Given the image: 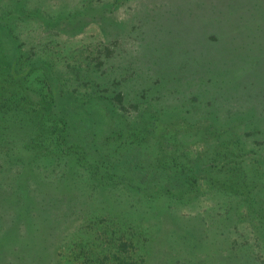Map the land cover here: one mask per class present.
I'll list each match as a JSON object with an SVG mask.
<instances>
[{
	"label": "rangeland",
	"instance_id": "374dc122",
	"mask_svg": "<svg viewBox=\"0 0 264 264\" xmlns=\"http://www.w3.org/2000/svg\"><path fill=\"white\" fill-rule=\"evenodd\" d=\"M12 1L0 0L3 12L22 1L46 14L95 12L75 33L13 26L17 37L5 46V61L15 49L27 57V70L31 59L40 58L39 68L45 70L40 76L56 77L63 94L77 97L74 105L57 104L54 110L94 113L100 108H86L81 95L92 89L105 95L106 88L118 85L127 93L118 107L120 120L136 126L153 116L166 126L159 122L160 128L144 132V153L136 147L123 157L125 172L133 173L135 161L144 160L147 168L126 180L139 185L131 187L132 195L121 189L124 183L103 191L82 170L67 177L68 185L60 171L51 177L36 170L38 185L28 182L42 201L33 204L36 226L26 219L33 226L29 232L17 219L22 209L12 204L21 190L18 167L6 171L0 166V264H264V0ZM168 51L173 53L167 56ZM182 75L184 90L171 82ZM107 81L106 87L96 86ZM25 84L23 93L38 105L31 107L34 103L26 99L24 113L40 111L47 91L38 90L42 83L29 77ZM203 89L208 92L197 93ZM222 121L235 129L231 137L216 127ZM102 126L99 120L92 129L100 132L98 145L105 132L109 135ZM97 150H91L92 157L100 159ZM227 150L234 158H224ZM149 151L157 160L173 158L185 165L200 155L211 159L214 169L199 174L189 203L174 205L172 197L147 209L139 193L169 190L172 196L180 189H167L162 176L151 180ZM237 166L239 171H230ZM212 178L228 179V188H213ZM110 199L117 207L109 208Z\"/></svg>",
	"mask_w": 264,
	"mask_h": 264
},
{
	"label": "trees",
	"instance_id": "16d2710c",
	"mask_svg": "<svg viewBox=\"0 0 264 264\" xmlns=\"http://www.w3.org/2000/svg\"><path fill=\"white\" fill-rule=\"evenodd\" d=\"M22 2L24 3L18 4L19 6L15 10L9 12H3L5 8L4 6H0L2 9V13H0V155L2 156L0 166L3 169L5 168L6 171H13L12 169L18 167L16 175L20 179L18 180L17 177L15 179L21 182L17 186V189L21 190L15 194L16 199L12 204L15 205V208L22 209L17 212V219H22V225L29 232L30 229L28 227L32 228L33 226L27 223L26 219L28 218L29 222L32 221L33 225L36 226L37 214L35 205L33 204H40L42 201V199H38L40 197L39 194H34L35 190L31 189L28 182L30 180L38 185L39 176L36 170L42 169L48 172L50 176L60 171V176L63 178L65 184H67L68 176L80 173L82 170L84 171L82 172L83 176L87 175L90 180L95 178V185L101 187L103 191H106L110 184L118 188L119 184L124 183L126 186H121V189L126 190L129 193L128 195H130L133 193L132 188H137L139 185L136 186L135 184H131V182L129 184L126 180H132L136 176L134 172H137V169L141 168V170L146 171L147 168L144 166V160L142 162L134 160L136 165L130 167L133 173L125 172L120 166L124 155L128 156L136 147H141L144 153L141 142L143 140L147 142V135L145 133L154 132V130L160 128L159 122L164 127L166 125L165 121H161L159 120L160 118L153 116L148 117L149 119H145L147 121L144 120V122L140 120V123L136 124V126L125 121L124 118L120 120L119 113L117 112L118 107L122 106L127 93L122 88H119L118 85L113 90L106 88L105 95L102 93L97 94L95 89L81 95L86 108L89 106L100 108L94 113H90V110L85 112L87 114H82V112H78V114L67 113L63 109L54 110L53 107L57 106V104L74 105V103H77V97L71 98L70 94H63L62 89L58 87L56 77L50 79V77L46 76L48 75L47 73L40 76V73L45 74V70L39 68L43 63L40 58L31 59L29 63L31 67L27 70L25 63L27 57L25 58V55L15 49L14 54L10 56L8 61H5V56L3 55L4 48L8 44L14 45V39L17 37V34L13 31V26H22L21 30L30 29V27H48L52 30L63 27L65 29L69 28L71 33H75L88 18H94L95 12L92 11L89 14L79 11L65 15L57 11V13L46 14L41 13L42 11L39 7L35 6L31 8V5H28L26 1ZM11 3H13L12 0ZM172 53L168 51L167 56H170ZM165 56L166 54H162V58ZM186 70L190 71V68ZM182 71H185V69ZM80 76V73H74L75 78H80ZM26 77L31 78L32 81H40L42 89L38 90L47 91L44 96L46 101L43 102V109L40 111H36L33 108L34 112L30 110L24 113L23 111V101L29 99L28 102L34 103L31 101L29 94L23 93ZM184 78L185 76L182 75L179 79L177 78L171 82H174L179 88L184 90L187 89L186 82L183 81ZM1 80L3 81L2 84ZM108 82L97 83L96 86L101 85L106 87ZM168 85L166 82L161 88L165 90L166 87L168 88ZM7 89H10V91L8 92ZM31 90L37 91L33 88ZM207 92V90L203 89L197 93L202 95ZM165 102H168L166 97ZM36 105L38 104L34 103V105L30 106L34 107ZM99 120L103 123V128L106 126L109 135L106 136L107 133L105 132L104 137L101 138V143L98 145V142H100V132L92 129ZM121 125L124 126L122 127ZM216 127L230 132L228 134L229 137L235 131L234 128L229 126L228 121L218 122ZM82 128L87 131L85 135L78 132ZM10 136L11 138H9ZM238 137L237 141L240 139ZM14 141H17V144H14ZM145 147L148 146L145 145ZM91 150H97L93 152L96 154L98 152L100 159L93 158ZM25 152L28 154L25 155ZM152 152L156 154L155 150ZM148 154L152 158L148 167V173H151V180L156 181L157 177L162 176L165 179L164 183L167 185V189H172V187L180 188L175 190L178 191L176 192L178 194H173L172 196L168 195L167 192L169 190L162 192V194H158V191L153 192L154 194L150 196L139 193L142 197L143 206L151 210L157 207L156 203L158 201L162 200L165 202L172 197V204L174 205L189 203L194 197V191L191 193L190 191L194 188L197 179L201 177L199 174L201 172L209 173L214 169L212 162H210L211 159L204 160V158H200V155L188 160L185 165V163L177 159L166 158L164 160H157L150 151ZM88 157H92V163H88ZM224 158H234V154L227 150L224 153ZM239 167H234L230 171L237 172L239 171ZM33 169L34 175L32 176L30 172ZM21 171L23 176L20 177ZM91 171H93V174H91ZM94 174L99 177H95ZM118 180L121 182H118ZM183 184H185L186 190L183 189ZM214 185L223 188L227 187L228 179L221 181L212 178L213 188H215ZM54 197L55 199L60 198L57 195H54ZM134 197L132 196L133 200L140 202L141 198L139 196ZM116 202L117 200L115 199L108 200L109 208L113 209L114 205L117 207ZM169 208L171 207L168 206L167 209L169 210ZM19 223L21 224V222Z\"/></svg>",
	"mask_w": 264,
	"mask_h": 264
}]
</instances>
